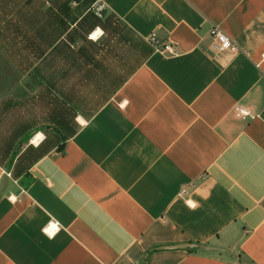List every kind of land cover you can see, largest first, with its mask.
Returning <instances> with one entry per match:
<instances>
[{
  "label": "crops",
  "instance_id": "obj_1",
  "mask_svg": "<svg viewBox=\"0 0 264 264\" xmlns=\"http://www.w3.org/2000/svg\"><path fill=\"white\" fill-rule=\"evenodd\" d=\"M74 1L101 6L140 43L118 74L99 76V57L92 93L75 101L93 106L52 128L63 135L25 136L38 152L24 171L23 130L8 134L0 264H264V0ZM53 18L58 36L37 63L83 17ZM215 24L235 51L212 47ZM106 29L95 18L90 45ZM152 32L176 52L156 50ZM184 242L208 248L163 247Z\"/></svg>",
  "mask_w": 264,
  "mask_h": 264
},
{
  "label": "rangeland",
  "instance_id": "obj_2",
  "mask_svg": "<svg viewBox=\"0 0 264 264\" xmlns=\"http://www.w3.org/2000/svg\"><path fill=\"white\" fill-rule=\"evenodd\" d=\"M88 6L74 0H0V161L7 162L13 150L8 134L20 126L22 140L14 149L17 172L27 169L38 152L26 135L31 132V137L39 128L50 141L57 139L59 134L52 128L75 122L78 114L93 106L88 97L87 106L75 101L92 93L91 77L99 74L91 69L98 68L99 57L105 61L99 76L118 74L126 63L121 62L123 57L133 58L131 49L140 43L126 35L118 22L107 21L102 8ZM52 18L66 27L81 19L65 36L67 40L37 63L44 52L41 46L58 36L59 29L49 26ZM95 18L104 21L107 29L90 45L88 30ZM64 133L60 129V136Z\"/></svg>",
  "mask_w": 264,
  "mask_h": 264
},
{
  "label": "built area",
  "instance_id": "obj_3",
  "mask_svg": "<svg viewBox=\"0 0 264 264\" xmlns=\"http://www.w3.org/2000/svg\"><path fill=\"white\" fill-rule=\"evenodd\" d=\"M99 7L102 8L101 6ZM209 36L211 38L212 47L216 50L235 51L237 49V44L217 24L211 26L209 30ZM146 40L151 43V45L156 50H159L162 53L168 52L173 54L176 52L171 44H162L157 38V34L155 32H152L150 35H148ZM241 112H243L242 114H246L244 111ZM58 228L59 226L56 221H50L47 223V225H45L43 230L48 235L52 236L58 230Z\"/></svg>",
  "mask_w": 264,
  "mask_h": 264
},
{
  "label": "water",
  "instance_id": "obj_4",
  "mask_svg": "<svg viewBox=\"0 0 264 264\" xmlns=\"http://www.w3.org/2000/svg\"><path fill=\"white\" fill-rule=\"evenodd\" d=\"M163 247L164 248H195V247L208 248L207 245L197 244L193 242H184V243H178V244H173V245H165ZM243 261L249 264H252V262L247 258H243Z\"/></svg>",
  "mask_w": 264,
  "mask_h": 264
},
{
  "label": "bare ground",
  "instance_id": "obj_5",
  "mask_svg": "<svg viewBox=\"0 0 264 264\" xmlns=\"http://www.w3.org/2000/svg\"><path fill=\"white\" fill-rule=\"evenodd\" d=\"M98 37V32L94 33L92 35V38H97ZM43 134L42 133H39L37 134L36 136L33 137V143L37 144L40 142V139L42 138Z\"/></svg>",
  "mask_w": 264,
  "mask_h": 264
},
{
  "label": "trees",
  "instance_id": "obj_6",
  "mask_svg": "<svg viewBox=\"0 0 264 264\" xmlns=\"http://www.w3.org/2000/svg\"><path fill=\"white\" fill-rule=\"evenodd\" d=\"M56 131H57V130H56ZM58 132H60V131H58ZM30 135H31V134H30ZM30 135H29V136H30ZM29 136H28V137H29ZM36 148H37V147H36ZM39 154H40V153H38V155H39Z\"/></svg>",
  "mask_w": 264,
  "mask_h": 264
},
{
  "label": "snow or ice",
  "instance_id": "obj_7",
  "mask_svg": "<svg viewBox=\"0 0 264 264\" xmlns=\"http://www.w3.org/2000/svg\"><path fill=\"white\" fill-rule=\"evenodd\" d=\"M54 227V226H53Z\"/></svg>",
  "mask_w": 264,
  "mask_h": 264
}]
</instances>
